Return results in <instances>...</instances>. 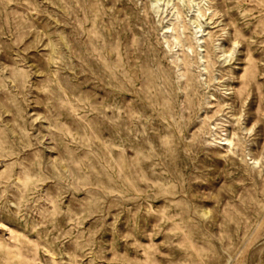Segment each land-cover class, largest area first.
<instances>
[{"label": "rangeland", "instance_id": "obj_1", "mask_svg": "<svg viewBox=\"0 0 264 264\" xmlns=\"http://www.w3.org/2000/svg\"><path fill=\"white\" fill-rule=\"evenodd\" d=\"M0 264H264V0H0Z\"/></svg>", "mask_w": 264, "mask_h": 264}]
</instances>
